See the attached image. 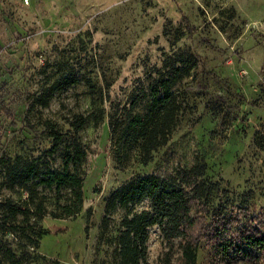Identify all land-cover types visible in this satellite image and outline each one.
Wrapping results in <instances>:
<instances>
[{
    "label": "rangeland",
    "instance_id": "374dc122",
    "mask_svg": "<svg viewBox=\"0 0 264 264\" xmlns=\"http://www.w3.org/2000/svg\"><path fill=\"white\" fill-rule=\"evenodd\" d=\"M181 55L196 65L174 86L176 123L146 161L131 119L148 114L152 85ZM77 140L81 209L54 217L71 189L12 184L7 163L62 170ZM193 167L217 184L193 211L196 264H248L236 252L242 231L264 233V0H0V194L25 209L6 216L0 264H120L128 208L108 206L115 189L146 174L180 183ZM183 242L151 227L149 263L189 264Z\"/></svg>",
    "mask_w": 264,
    "mask_h": 264
},
{
    "label": "trees",
    "instance_id": "16d2710c",
    "mask_svg": "<svg viewBox=\"0 0 264 264\" xmlns=\"http://www.w3.org/2000/svg\"><path fill=\"white\" fill-rule=\"evenodd\" d=\"M189 62V63H188ZM196 65L194 57L184 58L182 55L166 64L167 69L151 87L153 97L148 114H136L131 119V127L137 137L142 138V147L150 159V153L159 145L166 143L172 126L176 123L179 104L174 95V86L185 76L191 75V69ZM57 90L56 86L41 95V102L47 104L49 98ZM53 131L56 142L61 136ZM56 144V143H55ZM55 146V145H54ZM86 150L79 140L74 149L64 154V168H53L49 163H41L38 159L22 157L9 158L7 163V179L12 184L19 183L27 188L33 184L46 187L56 186L58 189L69 187L72 197L70 203L63 204L62 213H53L54 217L63 218L78 213L83 202V177L70 170L71 162H81ZM203 170L193 167L182 175V182L177 183L157 174L138 176L119 186L110 196L108 206L112 209L121 206L128 208L122 220V230L118 238V257L120 264H150L147 259V243L150 228L159 226L166 240L173 243L181 237L183 250L189 264H196L198 259V243L192 241L190 230L196 223L193 214L197 202H210V196L217 187L203 180ZM150 199L151 206L141 211H133L135 204ZM6 206V215L0 211V233L5 232L9 225L6 216L15 217L24 207L14 201L0 202V209ZM42 206V205H41ZM222 213H218L220 218ZM223 216L226 218L227 215ZM242 245L236 252L243 254L248 264H261L253 248L264 250V233L244 230L241 233ZM32 240V239H31ZM33 241V240H32ZM37 244V241H33ZM228 243V242H227ZM224 243L220 242V245ZM234 244V243H232ZM225 251L234 249L231 244H224Z\"/></svg>",
    "mask_w": 264,
    "mask_h": 264
},
{
    "label": "built area",
    "instance_id": "2783aa9c",
    "mask_svg": "<svg viewBox=\"0 0 264 264\" xmlns=\"http://www.w3.org/2000/svg\"><path fill=\"white\" fill-rule=\"evenodd\" d=\"M2 199H3V197H2V195L0 194V202L2 201Z\"/></svg>",
    "mask_w": 264,
    "mask_h": 264
}]
</instances>
